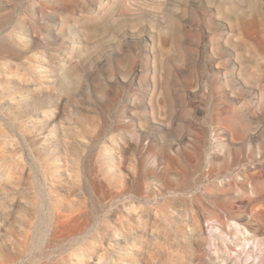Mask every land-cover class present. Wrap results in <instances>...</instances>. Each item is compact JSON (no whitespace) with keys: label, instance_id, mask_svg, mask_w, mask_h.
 I'll return each instance as SVG.
<instances>
[{"label":"rangeland","instance_id":"obj_1","mask_svg":"<svg viewBox=\"0 0 264 264\" xmlns=\"http://www.w3.org/2000/svg\"><path fill=\"white\" fill-rule=\"evenodd\" d=\"M253 180L264 0H0V264H264Z\"/></svg>","mask_w":264,"mask_h":264},{"label":"bare ground","instance_id":"obj_2","mask_svg":"<svg viewBox=\"0 0 264 264\" xmlns=\"http://www.w3.org/2000/svg\"><path fill=\"white\" fill-rule=\"evenodd\" d=\"M252 182V189H253V192L255 193V195H254V197L255 198H260V199H263L264 200V184H262L261 182L262 181H258V180H253V181H251ZM239 184H240V186L241 187H243V185H244V182H242V181H240L239 182ZM241 189V188H240ZM238 197V196H237ZM209 216V215H208ZM207 216V217H208ZM216 217V216H215ZM214 217V218H215ZM212 218V216H210L209 217V219L211 220V222L213 221H215V219L217 218ZM217 221V220H216ZM212 224V223H211ZM215 224V223H214ZM213 224V225H214ZM230 225L232 226V227H236L237 228V225H238V223H237V221H232L231 223H230ZM237 230H239V231H241L239 228H237ZM238 232V231H237ZM248 232V231H247ZM233 234V233H232ZM218 235H220V238L221 237H223V238H227V236L226 235H223V234H218ZM236 239H237V237H239V236H237V234H235L234 233V235H233ZM218 238V237H217ZM230 238V237H229ZM214 239V238H213ZM247 242H248V240H246ZM222 242V241H221ZM224 242V241H223ZM249 243V242H248ZM224 246V245H223ZM219 255V254H218Z\"/></svg>","mask_w":264,"mask_h":264}]
</instances>
